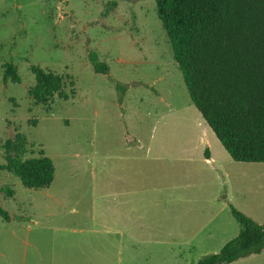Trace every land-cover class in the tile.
<instances>
[{
    "label": "rangeland",
    "instance_id": "1",
    "mask_svg": "<svg viewBox=\"0 0 264 264\" xmlns=\"http://www.w3.org/2000/svg\"><path fill=\"white\" fill-rule=\"evenodd\" d=\"M31 66L75 96L35 106ZM22 136L54 181L0 172V264H196L238 235L231 207L264 225V164L232 161L191 104L154 0H0V163Z\"/></svg>",
    "mask_w": 264,
    "mask_h": 264
},
{
    "label": "trees",
    "instance_id": "2",
    "mask_svg": "<svg viewBox=\"0 0 264 264\" xmlns=\"http://www.w3.org/2000/svg\"><path fill=\"white\" fill-rule=\"evenodd\" d=\"M158 19L171 46L191 104L230 159L236 163L264 164V0H154ZM96 74L108 66L90 54ZM35 84L28 95L35 106H48L56 95L67 101L75 96L63 89L54 72L31 66ZM2 81L20 84L12 63L3 65ZM0 172L19 179L29 190L48 189L55 175L53 161L39 151L26 158L25 138L5 142ZM205 159L209 153L205 152ZM6 197L14 195L2 188ZM238 235L217 254L196 264H231L264 251V225L231 207ZM0 218L9 214L0 206Z\"/></svg>",
    "mask_w": 264,
    "mask_h": 264
},
{
    "label": "crops",
    "instance_id": "3",
    "mask_svg": "<svg viewBox=\"0 0 264 264\" xmlns=\"http://www.w3.org/2000/svg\"><path fill=\"white\" fill-rule=\"evenodd\" d=\"M209 159H210V158H209ZM209 159H208V160H209ZM206 160H207V159H206Z\"/></svg>",
    "mask_w": 264,
    "mask_h": 264
}]
</instances>
